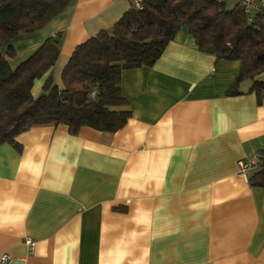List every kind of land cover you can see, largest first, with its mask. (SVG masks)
Segmentation results:
<instances>
[{"label": "crops", "instance_id": "obj_1", "mask_svg": "<svg viewBox=\"0 0 264 264\" xmlns=\"http://www.w3.org/2000/svg\"><path fill=\"white\" fill-rule=\"evenodd\" d=\"M128 1L70 0L14 38V56L2 54L13 69L55 37L61 87L74 47L109 30ZM240 69L198 50L181 27L152 66L122 72L130 117L117 131L36 125L16 136L19 150L0 144V255L11 264H264V187L248 181L264 149V90L258 99L243 79L228 94ZM239 160L251 165L244 175Z\"/></svg>", "mask_w": 264, "mask_h": 264}, {"label": "trees", "instance_id": "obj_2", "mask_svg": "<svg viewBox=\"0 0 264 264\" xmlns=\"http://www.w3.org/2000/svg\"><path fill=\"white\" fill-rule=\"evenodd\" d=\"M70 0H0V144L20 149L16 136L36 125H64L76 134L88 126L115 132L130 117L121 92L124 70L150 67L181 27H186L198 50L217 59L238 60L240 72L228 94H238V83L251 79L258 99L264 81V14L247 18L239 3L226 0H140L129 7L109 30L77 44L53 82L52 68L59 54L55 37H48L17 67L2 54L14 56L11 42L21 33L41 28L64 10ZM42 79L40 93L33 87ZM251 185L264 187V149L258 151Z\"/></svg>", "mask_w": 264, "mask_h": 264}, {"label": "built area", "instance_id": "obj_3", "mask_svg": "<svg viewBox=\"0 0 264 264\" xmlns=\"http://www.w3.org/2000/svg\"><path fill=\"white\" fill-rule=\"evenodd\" d=\"M219 1V0H217ZM132 4L136 7L139 6L140 0H131ZM239 3L244 15L247 18L252 17L255 13L264 14V0H237ZM237 173L239 175H244L251 165L243 160L237 162ZM28 244L32 245V241H27ZM11 257L7 253L0 255V264H11Z\"/></svg>", "mask_w": 264, "mask_h": 264}, {"label": "rangeland", "instance_id": "obj_4", "mask_svg": "<svg viewBox=\"0 0 264 264\" xmlns=\"http://www.w3.org/2000/svg\"><path fill=\"white\" fill-rule=\"evenodd\" d=\"M236 3H235V0H226V7L227 8H231L232 6H234Z\"/></svg>", "mask_w": 264, "mask_h": 264}]
</instances>
